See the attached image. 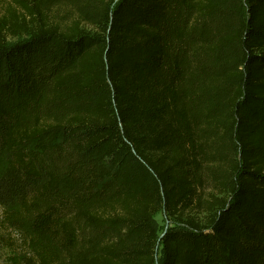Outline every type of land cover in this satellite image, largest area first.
Segmentation results:
<instances>
[{
    "label": "trees",
    "instance_id": "obj_1",
    "mask_svg": "<svg viewBox=\"0 0 264 264\" xmlns=\"http://www.w3.org/2000/svg\"><path fill=\"white\" fill-rule=\"evenodd\" d=\"M6 1L7 264H264V0Z\"/></svg>",
    "mask_w": 264,
    "mask_h": 264
},
{
    "label": "rangeland",
    "instance_id": "obj_2",
    "mask_svg": "<svg viewBox=\"0 0 264 264\" xmlns=\"http://www.w3.org/2000/svg\"><path fill=\"white\" fill-rule=\"evenodd\" d=\"M7 4L6 0H0V14L3 13L4 8ZM20 39V37L18 36H7V40L10 44L17 42ZM5 160L6 157L3 156L0 158V169H2L5 165ZM219 169H216L215 171H218ZM212 171V172H215ZM201 196H202V200L206 201H213L214 198H220L221 194L219 193L218 189L215 188L214 184L212 183V186H210L206 179H205V185L203 188H201ZM200 212V211H199ZM197 213L194 210H187L186 214L189 215H194L198 218H202L204 213L200 214ZM151 224L155 227L157 234L160 236L166 229V227H181L182 226V222L180 220H178L177 218H170L167 215H165L164 212H158L156 214H154L151 218ZM15 232H12L8 229H0V236H3V238H12L15 236L14 234ZM4 243L2 242L0 245V264H7V263H11V262H19V260L21 259V251L19 250L18 247H11L8 245H3ZM161 246H159L158 248V256H157V264L160 263L161 261Z\"/></svg>",
    "mask_w": 264,
    "mask_h": 264
},
{
    "label": "water",
    "instance_id": "obj_3",
    "mask_svg": "<svg viewBox=\"0 0 264 264\" xmlns=\"http://www.w3.org/2000/svg\"><path fill=\"white\" fill-rule=\"evenodd\" d=\"M167 228V227H166ZM164 234V232L160 235V237ZM159 244H157V248H158Z\"/></svg>",
    "mask_w": 264,
    "mask_h": 264
}]
</instances>
